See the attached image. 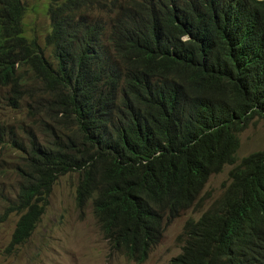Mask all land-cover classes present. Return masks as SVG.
Segmentation results:
<instances>
[{"label":"trees","instance_id":"obj_1","mask_svg":"<svg viewBox=\"0 0 264 264\" xmlns=\"http://www.w3.org/2000/svg\"><path fill=\"white\" fill-rule=\"evenodd\" d=\"M45 8L43 46L26 32V1L0 0V89L44 137L0 121V145L21 153L7 250L32 238L57 180L76 172L78 210L91 202L111 250L143 263L165 224L233 165L222 194L185 223L171 264H264V148L237 157L239 134L264 118V0Z\"/></svg>","mask_w":264,"mask_h":264},{"label":"rangeland","instance_id":"obj_2","mask_svg":"<svg viewBox=\"0 0 264 264\" xmlns=\"http://www.w3.org/2000/svg\"><path fill=\"white\" fill-rule=\"evenodd\" d=\"M28 6L25 14V29L28 35L37 36L44 46L46 34L51 25L45 4L47 0H25ZM101 9L98 16L109 21L110 7ZM51 48L46 50L49 56ZM5 89H0V121L11 123L13 118L22 120L24 130L33 131L39 142L44 137L31 119L21 110H13L6 105ZM24 105V104H23ZM240 147L237 157H242L264 148V118L254 119L240 134ZM24 139V138H23ZM21 153L16 148L0 145V264H171L184 245L185 223L198 219L229 183V171L233 165H226L219 173L213 174L199 195L195 205L184 210L172 221L165 224L163 238L154 247L148 259L137 263L125 255L111 250L93 214L92 203L81 212L76 207V188L79 174L67 173L57 180L49 197V204L32 238L17 250H7L19 214L13 212L4 217L7 202L15 196L19 186L17 165Z\"/></svg>","mask_w":264,"mask_h":264}]
</instances>
